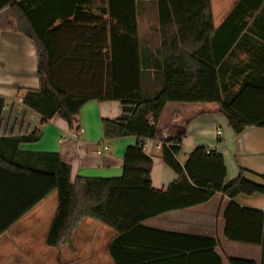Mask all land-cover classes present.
<instances>
[{
  "label": "trees",
  "instance_id": "obj_1",
  "mask_svg": "<svg viewBox=\"0 0 264 264\" xmlns=\"http://www.w3.org/2000/svg\"><path fill=\"white\" fill-rule=\"evenodd\" d=\"M244 5L229 20L244 10L249 17L258 12ZM5 8L37 50L40 88L25 90L22 103L41 121L31 133L0 136V236L56 192L58 210L46 239L51 249L72 248L79 225L93 219L118 234L109 247L115 264H158L169 258L222 264L215 239L143 226L165 213L206 204L218 193L231 199L264 195V183L248 180L245 171L225 186L226 166L216 150L197 147L182 165L178 156L184 133L169 137L162 148L177 181L166 191L152 183L154 162L145 153V142L158 135L170 103L218 105L236 135L264 128L263 85L246 83L233 97L226 94L219 66L234 42L217 47L212 0H0V10ZM149 10L158 16L156 50L140 42L139 24ZM110 101L120 102L122 115L103 121L105 139H137L127 149L120 178L73 179L71 166L59 154L19 150L23 143L40 141L42 129L55 117L73 128L86 104ZM5 108L0 99V124ZM225 220L226 238L261 247L264 264V212L232 202Z\"/></svg>",
  "mask_w": 264,
  "mask_h": 264
},
{
  "label": "crops",
  "instance_id": "obj_2",
  "mask_svg": "<svg viewBox=\"0 0 264 264\" xmlns=\"http://www.w3.org/2000/svg\"><path fill=\"white\" fill-rule=\"evenodd\" d=\"M241 3L250 12L258 7V12L249 17V12L244 10L229 20ZM212 9L217 47L224 49L229 42H234L229 55L219 66L226 94L233 97L246 83L264 86V14L260 17L264 0H212ZM144 14V20H147L145 11ZM155 18L156 23L150 28L158 41L154 50L160 45L156 10ZM139 34L141 42V28ZM146 41L144 46L152 48ZM39 88L35 44L19 32L18 21L9 8L0 10V99L6 101L0 136L24 135L39 126L41 117L22 103L25 90ZM121 115L122 107L118 101L90 102L81 109L73 128L62 118L55 117L42 129L40 141L23 143L19 150L59 154L61 160L71 166L73 179L120 178L127 149L136 146L137 139L106 140L103 121H113ZM163 132L170 137L184 133L182 151L178 156L182 165L195 148L205 147L223 156L227 172L225 186L237 180L241 171H245L248 180L264 183V128L252 127L236 135L218 105L170 103L161 118L158 135L147 140L144 147L145 153L154 162V188L166 191L178 179L165 165L162 149H158ZM232 202L246 209L264 212V195H238L231 199L218 193L206 204L165 213L145 221L143 226L215 239L218 241L215 252L222 264H231V259L261 264V247L230 242L226 238L225 213ZM57 210L58 196L54 192L3 233L0 236V264H115L109 247L118 234L93 219H85L79 225L73 236L72 248H49L46 239ZM192 263L217 264L208 258H197ZM158 264L182 262L169 258Z\"/></svg>",
  "mask_w": 264,
  "mask_h": 264
},
{
  "label": "rangeland",
  "instance_id": "obj_3",
  "mask_svg": "<svg viewBox=\"0 0 264 264\" xmlns=\"http://www.w3.org/2000/svg\"><path fill=\"white\" fill-rule=\"evenodd\" d=\"M154 10H149V15L147 16V22L144 21V18H142L141 21V42L142 43H149L152 48H155V46L158 45V41L155 39L153 33H151V25L152 27L156 23V18L154 16ZM146 39V40H145ZM263 181V180H262ZM110 230V229H109Z\"/></svg>",
  "mask_w": 264,
  "mask_h": 264
},
{
  "label": "built area",
  "instance_id": "obj_4",
  "mask_svg": "<svg viewBox=\"0 0 264 264\" xmlns=\"http://www.w3.org/2000/svg\"><path fill=\"white\" fill-rule=\"evenodd\" d=\"M219 134H221L220 132H219ZM169 135H168V133H166V132H163V134H162V140H161V142L159 143V145H158V149H162L163 148V145H164V142L166 141V140H168L169 139ZM168 146V145H167ZM105 149H107V147H105ZM100 154V153H99Z\"/></svg>",
  "mask_w": 264,
  "mask_h": 264
}]
</instances>
